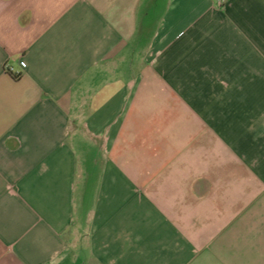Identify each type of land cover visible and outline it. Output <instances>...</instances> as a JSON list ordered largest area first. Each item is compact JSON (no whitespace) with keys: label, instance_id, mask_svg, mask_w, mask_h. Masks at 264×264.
Instances as JSON below:
<instances>
[{"label":"crops","instance_id":"crops-1","mask_svg":"<svg viewBox=\"0 0 264 264\" xmlns=\"http://www.w3.org/2000/svg\"><path fill=\"white\" fill-rule=\"evenodd\" d=\"M0 264H264V0H0Z\"/></svg>","mask_w":264,"mask_h":264}]
</instances>
